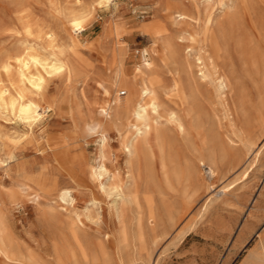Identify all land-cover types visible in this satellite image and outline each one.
Masks as SVG:
<instances>
[{"label": "rangeland", "instance_id": "1", "mask_svg": "<svg viewBox=\"0 0 264 264\" xmlns=\"http://www.w3.org/2000/svg\"><path fill=\"white\" fill-rule=\"evenodd\" d=\"M223 1L0 0V65L8 58L13 64L8 72H14L2 75L1 71L0 85L9 88L11 94L24 88L27 97L40 98L42 106L50 105L39 108L41 117L32 126L0 107V210L7 229L0 231V264H74L65 248L76 247L70 236L75 221L81 227L74 231L79 244L96 256L89 264H121L126 257L125 244L140 256L138 264H264V29L252 36L253 45L244 57L234 43L230 44L229 58L239 78L238 93H231L223 106L212 84L206 91L204 104L215 111L211 113L217 134L211 154L213 172L198 164L197 150L193 148L201 144L203 135L192 129L186 135L173 130V138L178 137L168 153L176 174L167 178L156 149L152 171L143 156L134 167L130 165L123 146L127 128L108 129L101 142L98 132H86L80 118L105 100L103 86L110 84L116 54L129 71L145 59L162 67L167 79L161 87L162 106L184 113L191 103L172 89L175 64L165 59L161 41L144 32L143 24L160 21L168 34L182 30L190 37L192 33L194 38L187 41L196 48H207L205 26L225 21L224 16L207 14L219 11ZM175 4L187 13L185 21L172 20L169 5L175 9ZM260 6L264 9V0ZM73 12L86 15L82 31L75 32L68 26ZM255 19L259 21L253 16ZM241 21L248 26L250 19L241 17ZM38 26L41 31L36 30ZM9 30L12 32L7 33ZM47 31L55 33V45L66 47V52H73L78 61L71 76L46 74L47 82L37 92L18 84L13 57L22 51L42 52L43 47H48ZM219 136H229L230 145ZM190 140H194L193 144ZM101 158L112 174L109 181L107 175L98 179L92 174ZM118 181L134 198L123 217L114 200L118 195L111 189ZM62 186L72 190V202L59 198L57 190ZM150 207L157 213L153 231L147 222L138 219ZM170 215L173 219L168 218ZM101 244L104 255L98 249ZM75 251L79 259V250Z\"/></svg>", "mask_w": 264, "mask_h": 264}, {"label": "bare ground", "instance_id": "2", "mask_svg": "<svg viewBox=\"0 0 264 264\" xmlns=\"http://www.w3.org/2000/svg\"><path fill=\"white\" fill-rule=\"evenodd\" d=\"M98 1L103 2V1H108V0H98ZM209 1H212V0H209ZM205 2H207V1H205ZM261 2H262V0H225L221 3V6H220L221 8L219 11L214 12V10H211L207 15L214 14V15L224 16L225 21L219 24L217 21L213 20L214 21L213 23H209L208 25L205 26V28H204L205 29V31H204L205 37L208 40V47L207 48H204V47L196 48V47L192 46V43L190 41H187V40H190L191 38H194V34H192V33L190 34V37H187L186 36L187 33H185L186 35L184 34L185 31L182 32V30H178L175 32V35L174 34L170 35L167 33V29H166L167 27H165L160 21L159 22H147V23L143 24L142 30L144 32H146L152 38L159 39L161 41V45H162L163 53L165 55V59H168L172 64H175V73L176 74L171 77L172 89L177 90L178 93H180V95L183 98L188 99L189 102L191 103V105L189 106V108H187V110L184 113H181L179 110H176L173 108L172 109L169 108L168 110L165 108L166 109L165 110L162 106V103H161L162 102L161 101V92H162L161 87L166 85L167 79L164 75H162V67L159 68L156 65L152 64V62L149 59H145V60H143L142 65L135 66L131 71H129V69L125 66V62L123 61L122 57H120L116 54L115 55L116 67L113 70V73H112V76L110 79L111 81L109 82L110 84H108V86H103V93L106 96L105 100H103L102 103L100 105H98L93 112H86L85 114L83 113L82 115L80 114L81 115L80 118H82V122L84 123V129L86 130V132H89V133L98 132L101 135L102 141L101 140L100 141L104 142V140L106 139V131L108 129L115 128V130L117 129V131H118L122 127L127 128V133L123 139V146H124L125 152L127 153V156H128L127 159H129L130 165L134 167L136 165L137 161L143 156L145 163H146V167L149 169V171H152L153 160H155L154 150L156 149V151L159 153L160 163H161L162 167L165 169V175L167 178H170L172 176L175 177V174H176L175 166L174 165L170 166L171 163L173 162V159H171L169 157V153H168V149L173 144L174 138H175V137L173 138V132H174L173 130H175V132H174L175 134L186 135L192 129L197 134L203 135V138L201 140V144L199 146H197L196 149L193 148L194 151L197 150L196 155H197L198 164L206 165L207 167L206 166L205 167L208 168V171L213 172V163H212L213 161H212L211 154H213V151H215V144H214L215 142L214 141L217 138L216 137L217 134H215L216 131H215V127H214L215 118L213 117V115L211 113L213 111V114H215V111H214L213 107L209 108L208 105L204 104V101H207L206 97H205L206 91L208 90V86L212 84L214 86L215 94L219 98L218 100H220V101H222V103H224L223 106L226 105L225 102L231 93H234V94L238 93L239 78H238L237 71L234 67V64L232 63V61L229 58L230 46H231L230 44L234 43V48H236V51L238 52V54L242 55V57H244L246 55L247 49L253 45L252 44L253 43L252 42V40H253L252 36L262 32V29H264L263 28L264 27V9L260 6ZM80 3H82V1ZM95 3H98V2H95ZM18 4H19V2H18ZM19 5H22V4H19ZM100 5H102V4H100ZM78 6H81V4L77 5V9L80 8ZM169 6H170L169 8L171 10L169 14H170L171 18H173L172 20H175V22H176V21H185L187 19V13L182 9V7L180 5L175 4V9L173 8L174 5H169ZM217 6H218V4H217ZM14 7H16V6H14ZM85 8L86 7H84V9ZM70 9H72V8H70ZM87 9L89 10L90 8L87 7ZM82 12H84V11H82ZM85 12H87V10ZM73 14H74V12H73ZM89 14H91V12L88 13V16H89ZM1 16L2 15H0V19H1ZM85 16L86 15H83V14L72 15L68 19L69 28L75 32L82 31L85 27ZM253 16H256L257 19H259V21L256 19L252 20ZM17 17H19V16H17ZM241 17L248 18V20L250 19L248 26L245 25L244 22L241 21ZM38 19H40V18H38ZM25 22H26V26H28L27 23L29 21H26V19H25ZM7 24H8V22H7ZM36 24H38V23H35V25ZM9 26H11V25H9ZM40 28H41V26L39 28H36V30L40 29ZM169 28H171V27H169ZM172 28H173V26H172ZM18 29L20 30V28H18ZM24 30H25V28H24ZM33 31H35V30H33ZM37 31H39V30H37ZM40 31H41V29H40ZM9 32H12V31L9 30L7 33H9ZM15 32H16V30H15ZM69 32H70V30H69ZM21 33H22V31H21ZM44 33H45L46 38L48 39V47H43L42 52H38L36 50L25 51V52L22 51L21 53H18L17 55L14 54L15 56L13 57L16 65H17L16 70L15 69L14 70L17 72V74L19 76V80H20V82L18 84L20 85V83H21L23 85V87L25 86V87L33 89L37 92L42 90L44 83L47 82V81H45L46 80V74L50 75V74L55 73V77L57 76L56 74L70 75L71 72L74 70V68L77 64V61H78L77 60L78 58L74 55L73 52H69V53L66 52V50H67L66 47H65V49H66L65 50L63 47H61L62 45L57 46L54 44V40H55V37H54L55 33L54 32L47 31ZM36 34H37V32H36ZM38 34H39V32H38ZM15 36L13 35V37H15ZM26 37H28V36H26ZM34 37H35V35H34ZM29 39H31V38H29ZM32 41H33V39H32ZM32 41H31V43H32ZM26 46H27V44H26ZM30 47H33V46H30ZM17 49H18V47H17ZM19 49L24 50V48H19ZM41 49H42V47H41ZM41 49H40V51H41ZM263 52H264V50H263ZM7 53H8V51H7ZM222 57H223V59H222ZM6 60H7L6 62L4 61L0 65V73H1V71H4V72H2V75H3V73L7 74V72L11 69V65L13 66V64H11L8 61L9 60L8 58ZM79 64H80V62H79ZM32 67H34L35 69L32 70L31 69ZM78 68L80 69V67H78ZM12 72L10 71L8 73H10V75H11ZM167 72H168V69H167ZM16 78H18V77L16 76ZM16 78H14V79H16ZM49 78H47V79H49ZM0 79H1V76H0ZM5 79H6V76H5ZM9 81H10V79H9ZM13 83L15 85V82H13ZM5 84H6V82H5ZM119 85L122 87H120ZM118 86H119V88H118ZM12 88H10V89L12 90ZM8 89L9 88L5 87L4 85H0V107L6 109L8 112L10 111L11 116H13L12 113L17 115L21 120L26 121L27 124H29V125L34 124L35 121L39 122V116H40L39 108L40 107L48 108L50 106V105L42 106L40 98H32V97L29 98V97H27L25 94L26 92L24 91V88L23 89L22 88L16 89L15 92L12 94L10 92H8ZM13 91H14V89H13ZM121 94H123V96H121ZM34 95H37V94H34ZM163 95H164V93H163ZM49 99L51 101V98H49ZM162 100H164V99H162ZM237 101L239 103V99ZM83 102H85V104H88V100H86V99H83ZM80 103H81V101H80ZM94 103H95V101H94ZM54 104H55V102H54ZM51 105H52V103H51ZM50 109H51V107H50ZM46 110H48V109H46ZM227 111L229 113V110H227ZM8 112H7V115H8ZM234 116H235V114H234ZM2 117H4V116H2ZM8 117H9V115H8ZM230 118H231V116H230ZM232 121H233V119H232ZM23 123H25V122H23ZM181 135H180V138H181ZM187 140H188V138H187ZM194 140H196V139L194 138ZM221 140L227 141L228 145H230L229 142L231 139L229 138V136H227V138H225V139H223V137H222ZM190 141H192V140H190ZM193 141H192V144H193ZM174 145H176V144L174 143ZM171 150H172V147H171ZM187 150H188V148H187ZM206 151H209V152L205 153ZM8 154H7V156H8ZM102 156H103V154H101V157ZM4 158H6V157H4ZM185 160H186V158H185ZM190 161H191V159H190ZM4 162L6 163L5 160H4ZM127 162H128V160H127ZM1 165H3V164L1 163ZM215 165H216V163H215ZM127 166H128V163H127ZM154 166H155V164H154ZM178 167H179V165H178ZM179 168H181V167H179ZM129 169L130 168L128 167V171H129ZM87 170H89V169H87ZM194 170H195V168H194ZM198 172H200V171H198ZM198 172H196V173H198ZM92 174L94 176H96L98 179L104 175H107L108 181L112 177L110 170L108 169V167L106 166V163L104 162V160L102 158L100 159V162L98 164L96 163V166H94L92 168ZM131 177H132V175H131ZM113 183H114V180H113ZM121 184L122 183H120V182L119 183L115 182V184L111 185V189H113L115 194L118 195V197L115 198L114 200H115V202L119 203L118 204L119 209H117V210L119 212V215L121 217H123L126 210L128 209V207L131 205V203H133L134 198L131 194H129V193L127 194V190L125 191V189H123ZM134 184L135 183H133V185ZM100 186H101V184H100ZM105 188L106 187L104 186V190H103L104 192H105ZM211 188H212V186H211ZM109 190H110V188H109ZM109 190H106V191L108 192ZM71 191L68 187L62 186V187L58 188L57 194H58L59 198H61L62 200L72 202L74 197L71 196L72 195ZM34 197H36V196H34ZM56 201H59V200H56ZM92 202H94V200ZM64 203H65V201H64ZM97 203L98 202H96V204ZM164 208H166V207H164ZM97 211H98V209H97ZM88 212H89V210H88ZM85 214H87V213H85ZM92 214L93 213L89 214V216L91 217ZM78 217H80V216H78ZM168 218L173 219L172 215H170ZM138 219L142 223L147 222V226L149 227V230L153 231L154 227H155L154 223L156 222V219H157V213H156V211H154L153 208L150 207L148 212L146 214L140 215L138 217ZM168 221L170 222V220H168ZM78 222L79 221H75L74 226L72 225L71 229L69 228L70 231H72L70 233V236H71L72 240L74 241V243L76 244V247L73 245L68 246L67 249L65 248V250H66L68 258L70 260H72L74 262V264H89L93 260L94 261L96 260V256L94 254H89L86 251V249L79 244L77 235L74 232V231H80V229H81ZM0 231H7L6 226L4 224V220H3L1 210H0ZM131 248L126 246V244L124 245L123 249L126 251V257L121 261V264H138L137 260L140 256L137 255L136 253H134L135 250L133 251V249L131 250ZM133 248H134V246H133ZM76 249L79 250V253H80L79 259H78L77 253H76L77 251H75ZM98 249L101 252V254L104 255L105 250H104L103 244L99 245ZM122 253H123V251H122Z\"/></svg>", "mask_w": 264, "mask_h": 264}]
</instances>
